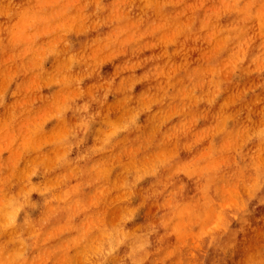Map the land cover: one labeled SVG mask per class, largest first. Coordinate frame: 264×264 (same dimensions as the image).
I'll return each mask as SVG.
<instances>
[{"label":"rangeland","instance_id":"374dc122","mask_svg":"<svg viewBox=\"0 0 264 264\" xmlns=\"http://www.w3.org/2000/svg\"><path fill=\"white\" fill-rule=\"evenodd\" d=\"M9 33L0 264H213L264 234L232 187L176 207L205 167L264 171V0H51Z\"/></svg>","mask_w":264,"mask_h":264},{"label":"clouds","instance_id":"9594fccd","mask_svg":"<svg viewBox=\"0 0 264 264\" xmlns=\"http://www.w3.org/2000/svg\"><path fill=\"white\" fill-rule=\"evenodd\" d=\"M50 4L51 0H25L22 4H16L13 11L5 14L2 9L12 7V0H0V51L5 50L11 43L9 39L11 21L22 9L27 8L36 15L42 16L47 14ZM3 111L4 109L0 108V112ZM241 118H244L243 115ZM240 164H243L242 160ZM238 168L239 165L235 163L219 172L215 167L203 168L198 174L189 178L180 193L181 202L176 207L180 210L189 209L194 217L198 211L203 209L207 201L219 200L226 187H232L238 191L241 199L253 197L264 199V171L260 173L257 180L248 174L242 177L235 174ZM238 224L239 220H233L229 228ZM230 235L231 233L226 235L224 241H227ZM224 241H222L223 247L216 249V259L213 264H264V234L252 243L245 244L242 251L235 244L231 247L227 246Z\"/></svg>","mask_w":264,"mask_h":264}]
</instances>
